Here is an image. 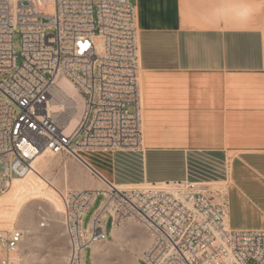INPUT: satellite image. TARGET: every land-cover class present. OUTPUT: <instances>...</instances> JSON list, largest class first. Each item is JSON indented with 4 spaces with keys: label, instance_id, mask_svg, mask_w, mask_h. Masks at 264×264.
Returning <instances> with one entry per match:
<instances>
[{
    "label": "built area",
    "instance_id": "obj_1",
    "mask_svg": "<svg viewBox=\"0 0 264 264\" xmlns=\"http://www.w3.org/2000/svg\"><path fill=\"white\" fill-rule=\"evenodd\" d=\"M64 79L81 101L63 88ZM141 150L136 4L0 0V195L15 177L33 172L43 154H70L85 163L78 151ZM100 194L102 203L86 227L85 215ZM216 194L218 203L189 181L70 189L62 193L70 241L65 264H89L88 249L93 264V245L109 241L126 221L150 235L138 264H264V229H233L227 189ZM24 238L23 229H0V264H23Z\"/></svg>",
    "mask_w": 264,
    "mask_h": 264
},
{
    "label": "crops",
    "instance_id": "obj_2",
    "mask_svg": "<svg viewBox=\"0 0 264 264\" xmlns=\"http://www.w3.org/2000/svg\"><path fill=\"white\" fill-rule=\"evenodd\" d=\"M134 3L143 150L84 151L98 174L88 168L81 189L189 181L216 194L225 184L230 226L233 190L264 212V0Z\"/></svg>",
    "mask_w": 264,
    "mask_h": 264
},
{
    "label": "rangeland",
    "instance_id": "obj_3",
    "mask_svg": "<svg viewBox=\"0 0 264 264\" xmlns=\"http://www.w3.org/2000/svg\"><path fill=\"white\" fill-rule=\"evenodd\" d=\"M132 1L136 2V0ZM14 48L18 54L21 53L19 31L15 32ZM102 49L101 41L98 44V53H101ZM21 61L22 59L19 58V63ZM61 84L65 85V83ZM67 89L71 92L70 86ZM129 108L132 110V107ZM41 161L37 163L38 174L15 181L5 193L0 195L7 196L13 186L26 187L23 192L17 188L18 197L22 196L21 201L0 212V229L20 228L25 231L24 241L20 245L23 264H65L70 241L59 194L66 193L70 189L86 187L94 176L81 161L70 154H48L43 156ZM220 188L224 189L225 184L220 185ZM207 195L214 203L219 202L217 194L207 192ZM103 198L102 194L97 196L85 215L84 226L89 225ZM229 199L233 229H264L263 211L252 203L240 199L234 190ZM259 204L264 209V203ZM106 228L107 230L112 228L111 217L107 220ZM150 241V235L145 227L133 221H126L113 232V238L109 241L93 245V264H120L121 261L122 264H137L142 250ZM116 248H122V257L115 252ZM87 262L92 264L91 249L87 250ZM140 262L146 264L144 261Z\"/></svg>",
    "mask_w": 264,
    "mask_h": 264
},
{
    "label": "bare ground",
    "instance_id": "obj_4",
    "mask_svg": "<svg viewBox=\"0 0 264 264\" xmlns=\"http://www.w3.org/2000/svg\"><path fill=\"white\" fill-rule=\"evenodd\" d=\"M234 3V2H233ZM233 5H235V4H233ZM232 6V5H231ZM237 6V5H236ZM240 8H242L241 6H239ZM248 7V6H247ZM235 10V9H234ZM248 10H249V7H248ZM249 12H250V10H249ZM237 14V13H236ZM248 14V13H247ZM238 16H239V14H237ZM249 16V15H248ZM240 17H242V16H240ZM240 17H239V19H240ZM244 17V16H243ZM245 18V17H244ZM243 18H241V20H242ZM243 21V20H242ZM240 24H241V22H240ZM245 24V23H244ZM238 25H239V23H238ZM60 83H65V85H62L63 86V88L64 89H66V91L68 92V93H70L71 95H73L74 97H76V98H78L79 100H80V96H79V93H78V91H77V89L74 87V85L69 81V80H66V79H64V80H62ZM68 86H70L71 87V92H69L68 91V89H67V87ZM81 101V100H80ZM78 121H79V118H78V116H76L73 120H72V122H71V124H70V126H69V129H68V131H71L73 128H74V126L78 123ZM78 153H79V155L86 161L85 163H83L82 161V163L87 167V168H89L90 170H92V165L87 161V156H86V152H84V151H78ZM48 154H43V155H41L39 158H38V160H37V162H36V165H35V170L33 171V172H31V173H29L28 175H26V176H24V177H15L14 179H13V181L11 182V184H10V187L15 183V181H19V180H23V179H25V178H27L28 176H30V175H32V174H35V173H37L38 174V169H37V163H39L40 161H41V159L43 158V156H47ZM42 162V161H41ZM51 163V162H50ZM49 165V164H48ZM40 168V167H39ZM47 180V179H46ZM35 186V185H34ZM17 188H19L20 190L19 191H21V192H23V190L24 189H26V187L23 185V187L22 186H13V188L10 190V192L8 193V195L7 196H4V197H1L0 198V212H2V211H5L6 209H8L9 207H12L13 205H15L18 201H21L20 199L22 198V196H21V198H19L18 197V195H17ZM28 189V188H27ZM221 189V188H220ZM37 190V189H36ZM40 191V190H39ZM29 192V191H28ZM38 192V191H37ZM27 194V193H26ZM21 195V194H20ZM23 195V194H22ZM43 195H44V191H43ZM60 202H61V205H62V209H63V212H64V203H63V199H62V193L60 192ZM24 198V197H23ZM42 225V224H41ZM96 252V249L94 250V253ZM93 253V254H94ZM138 264V263H137Z\"/></svg>",
    "mask_w": 264,
    "mask_h": 264
}]
</instances>
